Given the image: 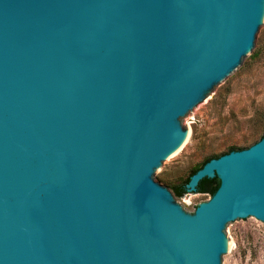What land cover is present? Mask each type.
<instances>
[{"label":"water","instance_id":"obj_1","mask_svg":"<svg viewBox=\"0 0 264 264\" xmlns=\"http://www.w3.org/2000/svg\"><path fill=\"white\" fill-rule=\"evenodd\" d=\"M264 0H0V264H225L264 222V135L159 180L260 52Z\"/></svg>","mask_w":264,"mask_h":264},{"label":"rangeland","instance_id":"obj_2","mask_svg":"<svg viewBox=\"0 0 264 264\" xmlns=\"http://www.w3.org/2000/svg\"><path fill=\"white\" fill-rule=\"evenodd\" d=\"M191 142L165 166L159 184L174 195L204 161L228 148H247L264 134V33L259 54L186 121ZM228 153V152H227ZM219 157V156H218ZM188 214L207 201L208 192L176 196ZM233 256L225 264H264V222L231 227Z\"/></svg>","mask_w":264,"mask_h":264},{"label":"trees","instance_id":"obj_3","mask_svg":"<svg viewBox=\"0 0 264 264\" xmlns=\"http://www.w3.org/2000/svg\"><path fill=\"white\" fill-rule=\"evenodd\" d=\"M264 135V134H263ZM239 149H242L241 148H235V147H231V148H228V150H226V152H221L220 154L216 155V157L222 155V154H225L231 150H239ZM209 160V159H207ZM206 160V161H207ZM204 161V163L206 162ZM203 163V164H204ZM202 164V165H203ZM201 167V166H200ZM199 167V168H200ZM198 168V169H199ZM197 170V169H196ZM194 170V172L196 171ZM193 172V173H194ZM190 177V176H189ZM189 177L182 183L180 184H177L173 187V190H174V193L176 196H182L183 194L187 193V190L185 188V185L186 183L188 182L189 180ZM219 179L215 176L213 178H207V177H204L203 179H201L198 183V187H197V191L198 192H208L210 195H212L214 193V191L217 189L218 185H219Z\"/></svg>","mask_w":264,"mask_h":264},{"label":"bare ground","instance_id":"obj_4","mask_svg":"<svg viewBox=\"0 0 264 264\" xmlns=\"http://www.w3.org/2000/svg\"><path fill=\"white\" fill-rule=\"evenodd\" d=\"M188 132H189V130H188Z\"/></svg>","mask_w":264,"mask_h":264}]
</instances>
